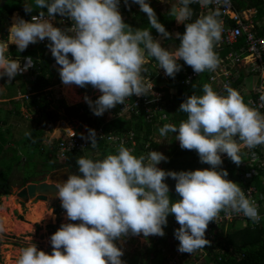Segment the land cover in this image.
I'll return each mask as SVG.
<instances>
[{
	"label": "clouds",
	"instance_id": "obj_1",
	"mask_svg": "<svg viewBox=\"0 0 264 264\" xmlns=\"http://www.w3.org/2000/svg\"><path fill=\"white\" fill-rule=\"evenodd\" d=\"M120 3L121 0H35L41 11L30 21L14 17L9 39L0 41V78L7 77L10 82L33 67L31 57L24 58L23 66L20 60L10 59L6 55L10 44L24 52L29 45L47 39L51 56L60 66L61 82L79 88L91 86L101 93L95 101L84 97L93 115L100 117L133 95H155L153 83L146 82L144 75L150 58L172 79L182 70L178 61L197 75L214 72L219 66L221 61L215 51L223 31L219 7L229 0H178V4L171 5L167 14L185 29L183 34H175L179 44L173 52L151 35L149 29H155L163 39L173 38L146 0H123L126 9L135 4L146 14L149 27L145 29L124 22ZM193 3L202 8L213 4L217 7L186 23L192 20L194 13L189 5ZM235 7L241 13L254 8L240 11L239 5ZM24 11L31 13L32 9L24 6ZM57 16L70 21L71 26L55 27ZM34 70L35 67L30 74ZM209 84L203 85V95L192 94L179 105L178 111L187 118L178 127L169 123L158 129L161 137L175 134L179 147L194 150L199 162L209 168L165 171L157 167L168 162L162 153L151 151L147 157H137L123 144L117 154L103 159L80 157L76 161L78 174H69L66 181L53 187L65 219L76 223H62L50 236L51 254L31 243L19 250L16 264H124V253L115 242L130 236L163 237L169 215L179 225L173 236L179 243L177 251L190 255L211 247L216 234L230 226L214 230L210 241L205 238L208 225L221 212L242 215L258 224L261 217L255 201L246 197L237 183L226 179L228 172L222 164L229 159L241 167L247 162L242 160V150L249 155L252 149L264 145V114L250 106L251 102L245 103L230 86H224L227 95H223ZM260 101L264 107V95ZM87 133L81 139L90 141L95 148V130L87 129ZM251 155L256 158L254 152ZM168 178L175 181L178 200L170 199L169 186L164 182Z\"/></svg>",
	"mask_w": 264,
	"mask_h": 264
},
{
	"label": "trees",
	"instance_id": "obj_2",
	"mask_svg": "<svg viewBox=\"0 0 264 264\" xmlns=\"http://www.w3.org/2000/svg\"><path fill=\"white\" fill-rule=\"evenodd\" d=\"M0 0V41H7L9 38V29L11 26V16L16 11H21L22 18L25 21H30L32 15H37L41 9H38L35 5V0H5V4L2 6ZM261 0H257L256 4L252 7L256 8L258 14L261 15L262 9L260 8ZM24 6H30L32 9L31 13H25ZM189 7L193 10V17L191 21L194 22L196 19L201 17V9L197 4H191ZM240 11L244 9L239 6ZM43 11L46 12V9ZM209 13V12H208ZM206 13V14H208ZM205 13L203 15H206ZM158 21L165 27V29L172 34L171 40H165V44L175 42L179 44V40L175 39L173 35V27L176 24V21L173 17L167 13H156ZM59 16L56 17V20H60ZM220 19V17H219ZM64 20V21H63ZM124 22L130 25L133 28L145 29L149 27V23L146 17V14L138 11L136 9L132 10L131 14H127L123 19ZM63 21V22H62ZM186 22V23H187ZM60 23L64 28L70 27L71 22L62 19ZM151 35L155 39L159 35L156 33L155 29H149ZM178 33L183 34L184 25L180 26ZM49 42H38L37 47L32 48L31 45L24 52L17 51L16 47L9 48L7 56L9 58H14L18 60H24L25 57H31L32 62L34 63L35 70L32 72V76L25 78L24 83L20 85L21 94L25 97L28 96V99L24 101L28 104V107H38L41 112V118L43 117L46 122L45 124H53L59 119L62 120H78L82 121L87 125H90L92 128L103 129L105 134L113 133L115 135L124 136L127 139V143L123 144L126 148L132 150L133 154L137 157L144 155L147 157V154L151 151H157L160 144L157 143V138L161 139L158 129L165 124H174L177 127L182 120L187 118V114L178 111L179 105L186 99V97L195 94L197 96L203 95V85L209 84L210 71H205L201 73V76L196 80L190 87H182L180 85L182 77L180 73H177L175 78H169L164 80L167 88L160 90L166 94V98L163 99L162 104L165 106L168 119L160 120V113H157L153 119L148 122L146 120V113L139 108L138 114H133L131 120L125 118L117 117L120 109L124 104H134L137 102L135 95L132 97L126 98L123 105H117L115 108L109 110V113L116 115L110 121L106 122L105 118L102 116L97 117L93 115L87 103H65L63 100L57 102V105L51 107V101L49 98L48 90L54 87L52 80L54 78V73L51 70L53 65H57L54 58L51 56V53L47 47ZM240 43L243 44V39L240 40ZM236 48V47H235ZM234 48V49H235ZM216 53L219 56L220 61L226 60L231 50L224 47L219 50L216 46ZM70 58V56H69ZM157 64L155 59L150 58V61L145 67L147 72L152 70L153 66ZM14 79V78H13ZM238 83V82H237ZM237 83L232 86L234 89ZM93 88L87 86L82 88V92L86 93L88 97H92ZM170 90H175V94H170ZM98 98V97H97ZM97 98H94L92 101H95ZM15 105L14 113L20 115V103L11 101ZM153 109L156 105L151 106ZM59 109V111L57 110ZM60 112V113H59ZM41 118L37 120L38 125L33 130L24 141L22 145H30L32 148H36L37 152L43 155L42 163L47 169L45 171H52L55 169H60L67 167L70 172L78 174V165L76 161L80 157L95 159V154L97 151H100L105 158L108 154H117L118 148L113 147L110 144H107L105 141L98 139L96 149L86 152H72L66 155L62 160H59L56 156V142L50 147H45L43 145L44 137L43 130L39 129L42 125ZM1 128V127H0ZM134 132V142H129V133ZM174 135L169 133L166 137H171L170 141L174 142ZM3 143H0V162L10 164V172L3 173L0 170V194L9 193L11 194V185L8 183L9 176L12 174V171L17 164L21 162L20 156H17L18 149L13 148L15 152V161L10 162V160H1L4 156V152H12V149L9 147L6 149L5 146L8 145L7 141L2 139ZM19 146V144H18ZM21 147V145L19 146ZM158 152V151H157ZM170 160L163 166L165 171H193V170H203L207 169V164H202L199 162V158L196 152L182 150L178 145H175L170 152H168ZM242 160L247 161V152L245 150L241 151ZM224 168H233L232 162L228 159L223 162ZM30 176L25 175L23 186L29 181ZM170 199L175 201L179 199V196L175 192L169 191ZM64 211L61 208V205H58L55 209V214ZM172 222H176L174 216L169 215L167 217V226L163 229L165 235L163 237H157L156 240L152 241L151 247L146 249L143 253H135L134 255L127 256L124 264H167L168 257L164 254V248L166 246H178V240L173 237L172 234ZM76 223V222H73ZM61 224L48 225L49 231L51 234H54ZM245 231L251 232V236ZM207 239V238H206ZM209 240V239H208ZM210 241V240H209ZM116 243V242H115ZM205 259L201 264H264V220H262V226L256 228V230L251 231L249 228L237 227L234 229V225H230L227 229H222L221 232L217 233L215 240L211 243V247H206L202 249ZM196 252H199L196 251ZM170 255V254H168ZM190 255V254H187Z\"/></svg>",
	"mask_w": 264,
	"mask_h": 264
},
{
	"label": "rangeland",
	"instance_id": "obj_3",
	"mask_svg": "<svg viewBox=\"0 0 264 264\" xmlns=\"http://www.w3.org/2000/svg\"><path fill=\"white\" fill-rule=\"evenodd\" d=\"M149 3L150 7H152L155 13H168L170 10V6L173 4H178V0H146ZM257 0H233L235 5L241 6L243 9L251 8L256 4ZM133 9L139 10V6L134 4ZM256 9V8H255ZM257 10V9H256ZM121 13V12H120ZM132 13V12H131ZM130 13V14H131ZM123 19L125 18L124 13H121ZM19 16L17 13H13L11 16V25L14 23V17ZM22 18V15L21 17ZM23 19V18H22ZM260 19V15H257L253 18L254 21ZM61 20V19H60ZM60 20H54L53 25L55 27H59L64 29V26L60 23ZM64 21V20H63ZM62 21V22H63ZM187 22V21H186ZM183 26V24H175L173 27V35L178 33V28ZM10 30V29H9ZM9 39V38H8ZM159 40L161 46L168 49L170 52H173L178 47L177 43L172 42L165 44V40L162 37L158 36L155 38ZM44 42V41H42ZM38 44V43H37ZM37 44L31 45L32 48L37 47ZM14 47V45H9V48ZM16 47V46H15ZM9 51V50H8ZM7 55V53H6ZM14 59V58H10ZM18 60V59H17ZM21 65L23 66L24 60H21ZM33 63V62H32ZM34 64V63H33ZM59 65H53L51 67L52 72L54 73V78L52 83L54 87L50 90L53 92L49 99H51L50 106L53 107L57 105L56 101L63 100L65 103H84V97L88 95L82 92V88H79L75 85L66 86L64 85L59 77ZM28 72V73H27ZM21 75H17L14 80L12 79L10 82L7 77H4L7 80V85L14 83V86L11 88L10 93L16 96V101L20 103V115H16L14 113V104H9L5 102L2 95L6 92L7 88L6 84L0 82V143L2 139L8 142V145L5 146L6 149L9 147L12 149V152H4L1 157V160H10V162L15 161V152L13 148L18 149L17 156L21 155V162L16 165L12 174L9 176L8 183L11 185V198L6 201L4 197H0V264H16V261L19 257V250L29 246L31 243H34L37 246L38 250L44 251L47 254H51V245L49 243V238L52 235L49 231L48 225H56L62 223H70L65 219V212L62 211L59 214H55V209L58 205H60L59 200H50L47 202L38 201L34 203L33 201L23 202L20 201V205H15L13 203L14 199L17 198L18 192L25 186H23L25 175L33 177L35 181H38L35 178H40L39 181H45L47 175L43 177V173L47 170L43 163V155L37 152L36 148H32L30 145H22L21 143L27 138L30 134H32L33 130L37 127V120L41 118V110L39 111L38 107H28L26 103L23 102V95L20 91V85L24 83V76H32L29 71H27ZM218 93V91H216ZM101 93L98 90H93V95L90 99H94L99 97ZM249 98V95L247 93ZM244 102L247 103L246 97L242 95ZM26 100V99H25ZM1 108H8V113L4 112ZM59 111V109H57ZM16 111V110H15ZM60 113V112H59ZM105 121L108 122L111 120V113L106 111L103 114ZM46 120L42 117L41 123L42 125L39 129L43 130V137L47 138L43 145H47L50 147L53 142H56V139L60 135H64L67 131L76 130L79 132H86L90 125H86L82 121L78 120H68L62 121L58 120L53 124H45ZM92 128V127H91ZM96 129V128H94ZM54 135H57L54 137ZM172 137V136H171ZM171 137H164L158 139L157 143L160 144L158 152L162 153L164 156L170 160V156H168V152L175 146H179V142L175 140L174 142L170 141ZM21 145V147L18 146ZM46 146V147H47ZM56 147V146H55ZM88 153V152H86ZM88 153V154H92ZM103 154L100 151H97L95 154V159H103ZM167 163V162H166ZM165 162H161L157 165L158 168L163 170V166L166 164ZM210 167L209 165L207 166ZM228 172V180L235 181V171L241 170L244 171V168H241L237 165H233V168H223ZM0 170L3 173L10 172V164L0 162ZM219 171V169H217ZM77 174V173H72ZM168 186L171 192H175V181L171 178H168L164 181ZM43 210L42 219L40 218L38 221L36 219L33 223L28 219V216L31 215L33 210ZM52 213V214H51ZM51 214V215H50ZM55 217V219H53ZM73 223V222H71ZM259 227L249 228L251 231L256 230ZM248 230V228H245ZM248 236H251V232L245 231ZM31 237V239H30ZM156 240V236H150L144 238L142 236H130L123 241H116L118 247H120L124 253L121 257L122 261L125 263L127 256L134 255L135 253H143L146 249L151 247L152 241ZM176 248L174 246H166L164 248V254L168 257L167 264H201L205 255L202 250L199 252H194L191 255H187V253L176 254ZM170 254V255H168Z\"/></svg>",
	"mask_w": 264,
	"mask_h": 264
},
{
	"label": "built area",
	"instance_id": "obj_4",
	"mask_svg": "<svg viewBox=\"0 0 264 264\" xmlns=\"http://www.w3.org/2000/svg\"><path fill=\"white\" fill-rule=\"evenodd\" d=\"M199 5L198 3H194ZM134 4L131 5L130 9H126L121 0L119 11L121 13L130 14L133 10ZM201 9V15L208 13L209 10L215 9L216 5H209L207 8ZM260 8L262 9L260 19L254 21L253 18L256 17L258 11L255 8L244 12H238L236 10L233 0H229L227 5L221 4L220 10V20L223 22V31L221 35V41L217 45V48L221 50L226 47L231 50L228 58L222 60L214 72H210V84H220L221 89L225 92L224 86L228 85L232 88L234 74H237V70L241 67H249L251 73H260L264 71V0H261ZM243 37V44H240V39ZM236 47V48H235ZM235 48V49H234ZM181 64L182 70L179 72L182 80L180 85L182 87H190L196 80L199 79L200 74H195L192 69L184 65L183 61H178ZM31 68L28 69L31 72L34 69V64L32 63ZM145 81L149 80L153 83L154 87L152 89L154 96H142L136 97L137 102L134 104H124L120 109L117 117L125 118L127 120L132 119V115L139 113V108L146 113V120L150 122L153 117L160 113V120L168 119V113L165 106L162 104L163 99L166 98V94L160 90L167 88L165 79L168 77L164 74L163 69H158V65L155 64L152 70H149L145 74ZM260 79V78H259ZM260 87V88H259ZM253 91L251 98L247 103L251 102L250 106L258 108L261 114H264V107H261L260 96L264 95V85L259 86ZM175 94V90L173 93ZM24 99H28L25 96ZM156 105L153 109L151 106ZM116 117V115L111 114V119ZM88 129L95 130L98 139L107 142V144L112 145L115 148H119L121 144H126L127 139L124 136L115 135L113 133L105 134L103 129H94L89 127ZM81 135L87 136L86 132H79L76 130L67 131L64 135H60L56 139V156L58 159L62 160L67 154L72 152H87L89 150L96 149L90 146V141L81 139ZM134 132L129 133V142H134ZM248 150V149H247ZM254 150V151H252ZM248 150L255 153L256 158L254 159L251 155L252 152L247 155V162L242 163L241 167L244 171H235V181L245 192L246 197L254 200L261 217L258 224H253L250 220L242 215H226L221 212L220 216L214 223L208 225L205 238H212V233L214 230L218 229L222 225H231L234 222L240 224V226L245 227L247 222L251 223L252 227H261V222L264 220V145L258 146L255 149ZM226 179H228L226 177ZM179 225L174 222L172 225L173 236L174 230L178 229ZM176 250L178 246H175ZM176 254L180 252L176 251Z\"/></svg>",
	"mask_w": 264,
	"mask_h": 264
},
{
	"label": "crops",
	"instance_id": "obj_5",
	"mask_svg": "<svg viewBox=\"0 0 264 264\" xmlns=\"http://www.w3.org/2000/svg\"><path fill=\"white\" fill-rule=\"evenodd\" d=\"M15 13H17V15H19V17H21V11H19V9H18V11L17 12H15ZM62 20V19H61ZM47 40V39H46ZM45 40V41H46ZM44 41V42H45ZM42 43V42H41ZM14 47H15V45H14ZM147 65V64H146ZM259 78H260V80H259ZM14 80V79H13ZM0 82H3L4 84H6V87H8L7 88V90H6V92L2 95V97L4 98V100H5V102H7V103H9V104H12V102L11 101H16V96H14L13 94H11L10 93V91H11V88L14 86V83H12L11 82V84H8L7 85V80H5L4 78H0ZM238 82V83H237ZM237 83V85L235 86V90H237L240 94H241V96L242 95H244V98L246 97V99H247V101L251 98V96H252V93H253V91L254 90H256L259 86H261V85H264V71H262V72H260V73H255V74H253V73H251V69L249 68V67H241V68H239L238 70H237V74H234V77H233V86L235 85ZM209 85H211V84H209ZM211 87L213 88V90L214 91H217V90H219V92L218 93H220V94H223V95H227V93H225L222 89H221V87H220V84H215V85H211ZM260 88V87H259ZM51 89V88H50ZM48 90V92H49V96H51L52 95V91L51 90ZM170 92L171 93H173L174 92V90H170ZM252 92V93H251ZM247 93H248V95H249V98H248V96H247ZM24 97V96H23ZM91 98V97H90ZM49 99V98H48ZM91 100H93V99H91ZM50 101H51V99H50ZM58 101H60V100H58ZM58 101H56V103L58 102ZM23 102L24 103H26L25 101H24V99H23ZM65 102V101H64ZM4 112H7L8 113V108H1ZM14 109H15V105H14ZM15 111V110H14ZM60 120H62V119H60ZM62 121H68V120H62ZM87 125V124H86ZM57 135H54V137H56ZM46 139L47 138H45L44 137V142L46 141ZM158 139L159 138H157V141H158ZM43 142V143H44ZM45 146V145H44ZM47 146V145H46ZM45 146V147H46ZM48 147V146H47ZM222 158V157H221ZM63 168H67V167H63ZM61 169V168H60ZM55 170H57V169H55ZM55 170H52V171H44V173H43V177L45 176V175H47V173H52L53 171H55ZM67 171H68V173L69 174H72V172H70V170L67 168ZM48 174V175H49ZM35 179H37L38 181L40 180V178H35ZM30 182H37V181H35L34 180V178L32 177L31 178V176H30V179H29V181L25 184V185H27L28 183H30ZM57 182H64V175H61V176H59L58 178H57ZM24 185V186H25ZM55 211V210H54ZM59 214V213H58ZM233 225H234V229L236 228L237 229V227H240L241 228V226H240V224L239 223H237V222H234L233 223ZM247 228H253L252 226H251V223H248L247 224Z\"/></svg>",
	"mask_w": 264,
	"mask_h": 264
},
{
	"label": "water",
	"instance_id": "obj_6",
	"mask_svg": "<svg viewBox=\"0 0 264 264\" xmlns=\"http://www.w3.org/2000/svg\"><path fill=\"white\" fill-rule=\"evenodd\" d=\"M5 4V1L2 2V6ZM61 175H64V181L68 178L67 168H61L53 171L47 175L45 181L30 182L25 187H23L17 194L18 199H14L13 203L15 205H20V201L28 202L33 201L34 203L38 201L47 202L50 200H58L55 197V189L53 188L55 183H57V178ZM0 197H4L6 201L11 198V194L3 193L0 194ZM20 200V201H19Z\"/></svg>",
	"mask_w": 264,
	"mask_h": 264
},
{
	"label": "bare ground",
	"instance_id": "obj_7",
	"mask_svg": "<svg viewBox=\"0 0 264 264\" xmlns=\"http://www.w3.org/2000/svg\"><path fill=\"white\" fill-rule=\"evenodd\" d=\"M43 215V210L41 209L40 211L33 210L31 212V215L28 216V219L31 220L33 223L35 222L34 220L38 221ZM42 219V218H41Z\"/></svg>",
	"mask_w": 264,
	"mask_h": 264
}]
</instances>
